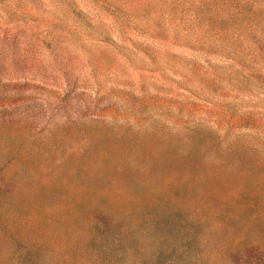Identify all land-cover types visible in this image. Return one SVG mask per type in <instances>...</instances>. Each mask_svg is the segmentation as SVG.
Here are the masks:
<instances>
[{
    "label": "rangeland",
    "instance_id": "374dc122",
    "mask_svg": "<svg viewBox=\"0 0 264 264\" xmlns=\"http://www.w3.org/2000/svg\"><path fill=\"white\" fill-rule=\"evenodd\" d=\"M0 264H264V0H0Z\"/></svg>",
    "mask_w": 264,
    "mask_h": 264
}]
</instances>
